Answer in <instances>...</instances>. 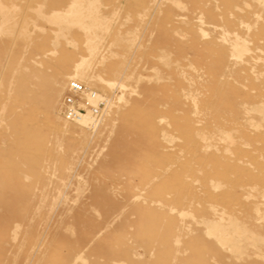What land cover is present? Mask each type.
Listing matches in <instances>:
<instances>
[{"label": "rangeland", "instance_id": "1", "mask_svg": "<svg viewBox=\"0 0 264 264\" xmlns=\"http://www.w3.org/2000/svg\"><path fill=\"white\" fill-rule=\"evenodd\" d=\"M0 16V264H264V0ZM78 64L96 130L59 111Z\"/></svg>", "mask_w": 264, "mask_h": 264}, {"label": "bare ground", "instance_id": "2", "mask_svg": "<svg viewBox=\"0 0 264 264\" xmlns=\"http://www.w3.org/2000/svg\"><path fill=\"white\" fill-rule=\"evenodd\" d=\"M72 5V4H71ZM73 5H74V7H75V5H77V9H76V12L75 13H79L81 10V6H82V4H81V2H74L73 3ZM67 11H69V10H67ZM56 14V13H55ZM59 14V13H58ZM80 14H82L81 12L79 13V15ZM83 14H85L84 13V11H83ZM66 15V14H65ZM73 15V14H72ZM75 15V14H74ZM79 15L77 14V17H79ZM88 15V14H87ZM87 15H84V17L85 16H87ZM81 16V15H80ZM92 16V15H91ZM1 17V16H0ZM68 17V16H67ZM72 17V16H71ZM76 17V19H81V18H77ZM88 18V17H87ZM89 18H91V20L93 19V16L92 17H89ZM96 18V17H95ZM61 19V18H60ZM63 19V18H62ZM75 19V20H76ZM1 20V19H0ZM5 20H7V17H6V19ZM78 20V21H79ZM94 20V19H93ZM96 20H97V18H96ZM4 21V20H3ZM65 21H67V20H65ZM65 21H62V23L63 22H65ZM78 21H76V23H78ZM81 21V20H80ZM85 21H88V20H85ZM98 21H100V19L98 20ZM1 22V21H0ZM71 22V21H70ZM82 22H83V20H82ZM81 22V23H82ZM89 22V21H88ZM87 22V23H88ZM67 23V22H66ZM72 24H73V22H71ZM71 23H70V26H71ZM75 23V24H76ZM84 23H86V22H83V24ZM89 23H91L92 24V21L91 22H89ZM74 24V25H75ZM61 25H63V24H61ZM67 25V27H68V24H66ZM94 25H95V23H94ZM93 24H92V27L94 26ZM7 26V25H6ZM60 26V25H59ZM64 26V25H63ZM0 27H3V26H1L0 25ZM74 27V26H73ZM86 27H87V25H86ZM89 27H90V24H89ZM4 28V27H3ZM6 28V27H5ZM85 28V27H84ZM91 28V27H90ZM96 28V27H95ZM86 30H87V28H86ZM91 31V30H90ZM89 32V31H88ZM7 33V32H6ZM3 34V33H2ZM82 61H84V60H82ZM86 61V60H85ZM81 63V62H80ZM82 64H83V62H82ZM84 67V66H83ZM89 70V69H88ZM86 72V71H85ZM84 75H85V73H84V69H82V65L81 64H78V65H76L75 67H74V69H73V72H72V76H71V79H76V80H70L69 82H67V84L65 85V88H64V90H65V92L63 91V93H62V95H61V97H60V100H59V111H60V114H62L63 113V111H64V107H65V99H66V96H67V94H68V84L71 82V81H75V82H78V83H80L81 85H83L84 87H86L88 90H91V91H93V92H95L96 93V96L94 97V96H92L91 94H85V95H79V96H77L79 99H80V101L78 102L77 101V104H78V106L79 107H81V108H83V109H85L86 107H85V103H88L89 105H96L97 104V102H98V100H99V97H104L105 98V106H104V108H103V110H102V115H101V117H100V119L99 120H97V121H95L92 117H90V115H89V113L88 112H86L85 114H83L82 116H81V118L78 120V121H76V122H69V121H67V120H65L64 118H63V114H62V118H63V120L65 121V122H67V123H71V124H79V126L80 127H82V128H86V129H90V128H93V130H96L95 128L102 122V120H103V118H104V116H105V114L107 113V111L109 110V109H111V104H112V98H111V96L109 97V96H106V95H103V94H101V93H99L98 91H96V90H94L92 87H90V86H88V85H86V84H83V83H81V82H79V81H77V79H83V77H84ZM90 79V78H89ZM86 80V79H85ZM92 80V79H91ZM90 80V81H91ZM82 81H84V79L82 80ZM93 81V80H92ZM89 82V81H88ZM101 82L103 83V84H105L107 87H109V89L111 88H113L114 86H116V84L114 83H111V82H105V81H103V80H101ZM119 87V86H118ZM120 88H122V86H120ZM124 89V88H123ZM123 98V97H122ZM115 100V99H114ZM118 100V99H117ZM119 100H120V97H119ZM62 102V103H61ZM119 103V102H118ZM232 141V140H231ZM219 185V184H218ZM218 187V186H217ZM78 257V256H77ZM75 259V258H74Z\"/></svg>", "mask_w": 264, "mask_h": 264}, {"label": "built area", "instance_id": "3", "mask_svg": "<svg viewBox=\"0 0 264 264\" xmlns=\"http://www.w3.org/2000/svg\"><path fill=\"white\" fill-rule=\"evenodd\" d=\"M85 94H91L94 97L96 96L95 92L88 90L78 82L71 81L68 84V94L65 99V107L62 113L65 120L69 122H76L86 112H88L90 117H92L95 121L100 119L102 110L105 106V98L99 97L96 105H89L88 103H85L86 108L83 109L77 104V101H80L77 96Z\"/></svg>", "mask_w": 264, "mask_h": 264}]
</instances>
